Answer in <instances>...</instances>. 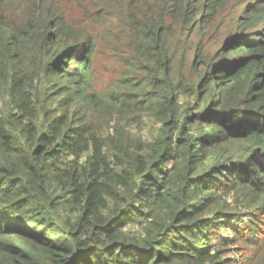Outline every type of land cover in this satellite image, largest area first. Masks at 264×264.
<instances>
[{"label":"trees","instance_id":"1","mask_svg":"<svg viewBox=\"0 0 264 264\" xmlns=\"http://www.w3.org/2000/svg\"><path fill=\"white\" fill-rule=\"evenodd\" d=\"M0 264H264V0H0Z\"/></svg>","mask_w":264,"mask_h":264},{"label":"rangeland","instance_id":"2","mask_svg":"<svg viewBox=\"0 0 264 264\" xmlns=\"http://www.w3.org/2000/svg\"><path fill=\"white\" fill-rule=\"evenodd\" d=\"M97 44L96 53H95V69L93 70L94 74V84L99 89L105 88V86L110 83L117 75V62L116 60L106 54L105 48ZM154 131H151L150 134H153Z\"/></svg>","mask_w":264,"mask_h":264}]
</instances>
